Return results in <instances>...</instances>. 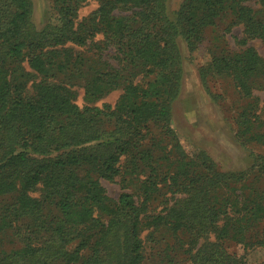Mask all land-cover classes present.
I'll return each mask as SVG.
<instances>
[{
	"label": "trees",
	"instance_id": "obj_1",
	"mask_svg": "<svg viewBox=\"0 0 264 264\" xmlns=\"http://www.w3.org/2000/svg\"><path fill=\"white\" fill-rule=\"evenodd\" d=\"M50 1L39 29L32 0H0V264H146L155 236L186 264H247L228 246L264 248V152L223 171L185 151L172 109L184 51L228 19L243 47L217 48L199 75L232 82L235 138L264 151V58L248 46L264 45V0H184L174 14L170 0H96L86 18L87 0Z\"/></svg>",
	"mask_w": 264,
	"mask_h": 264
},
{
	"label": "rangeland",
	"instance_id": "obj_2",
	"mask_svg": "<svg viewBox=\"0 0 264 264\" xmlns=\"http://www.w3.org/2000/svg\"><path fill=\"white\" fill-rule=\"evenodd\" d=\"M183 1L170 0L168 4L170 13L177 12ZM32 2L34 24L41 29L49 21L52 3L50 0H32ZM257 3L258 0H254L250 5L259 10ZM97 8L96 0H87L80 10V18L88 17ZM228 25V19L219 21L215 28L206 31L205 40L198 50L192 54L184 51L186 59L184 79L180 96L173 104L172 127L188 154L204 151L212 157L221 170L238 172L252 166L254 154L264 152L258 147H243L235 138L237 128L235 119L245 101L239 98L229 79L212 77L204 85L199 75V69L210 61L217 48L237 51L243 47L242 28L234 27L231 32H226ZM248 46L255 48L264 58V45L260 41H250ZM69 90L78 106L83 107L87 104L81 87L76 86ZM120 95L121 91H115L97 104L114 105ZM256 95L260 99L262 111L259 114L264 123V90H258ZM103 184L108 195L117 200L122 193L121 186L118 183L103 182ZM147 234H144L145 239ZM145 242L146 264H186L180 262L184 260L182 255L174 254V259L167 258L166 255L171 252L166 248L165 242L157 236L154 240L150 238ZM228 247L229 253L245 258L247 264H264V248L256 247L245 251L243 247L235 244Z\"/></svg>",
	"mask_w": 264,
	"mask_h": 264
}]
</instances>
